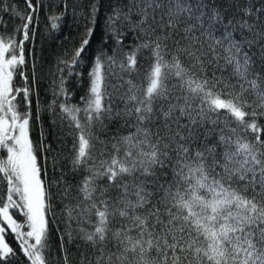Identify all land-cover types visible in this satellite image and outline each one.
<instances>
[{"label": "snow or ice", "instance_id": "1", "mask_svg": "<svg viewBox=\"0 0 264 264\" xmlns=\"http://www.w3.org/2000/svg\"><path fill=\"white\" fill-rule=\"evenodd\" d=\"M24 3L0 9L21 21L0 17V264H73L69 245L76 264H264V0H84L49 105L67 155L32 139L44 0Z\"/></svg>", "mask_w": 264, "mask_h": 264}, {"label": "trees", "instance_id": "2", "mask_svg": "<svg viewBox=\"0 0 264 264\" xmlns=\"http://www.w3.org/2000/svg\"><path fill=\"white\" fill-rule=\"evenodd\" d=\"M83 2L84 0H44V6L38 13L34 25L35 39L25 46V55L29 60L25 71L31 77L34 65L36 75L39 77V84L36 85L37 95L34 96L32 106L33 125L31 135L33 142L51 144L57 149L64 147L65 155H67V151L71 149L72 136L70 134L71 129L67 127L68 121L60 120L61 114L58 105L63 100V97L57 99L55 112L49 108V105L52 104L55 98L53 89L56 87V83H58V78L60 76V73L56 71L57 59L61 54L69 52L78 44L84 29L85 22L80 14L82 10L79 7ZM5 4L14 5L16 11H26L24 0H0V9H2ZM52 13H63V19L60 22L58 30H52L50 28L48 18ZM0 17L6 22V30L8 32H11L13 28L21 23V21L10 12L0 10ZM61 67L63 66L61 65ZM80 71L84 72L85 75L80 78L75 76L69 78L65 87L70 94L69 102L71 104L83 106L81 97L86 95L88 84L86 75L88 71L87 60H85L84 67L81 68ZM17 82L23 83L20 78H17ZM37 113L39 119H36ZM97 131L100 130L97 129ZM41 132H43V137L41 136ZM100 134L101 137L104 138L103 132H100ZM0 155H3V153H0ZM45 155L47 154L41 153L42 160ZM47 166L49 169L51 168L50 158ZM58 217V212L56 217H50V220H55V223H50L54 258L57 255L55 250L59 236L56 229L63 228V224L59 222ZM17 218L22 219V217L19 216H17ZM7 239L12 247H17V242L11 235H9ZM69 247L72 249L70 259H72L73 264H76L78 255L77 250L71 245H69Z\"/></svg>", "mask_w": 264, "mask_h": 264}]
</instances>
